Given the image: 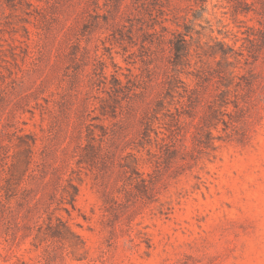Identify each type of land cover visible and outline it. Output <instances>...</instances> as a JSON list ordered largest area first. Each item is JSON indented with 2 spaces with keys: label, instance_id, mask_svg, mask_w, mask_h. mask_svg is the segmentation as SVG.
<instances>
[{
  "label": "rangeland",
  "instance_id": "obj_1",
  "mask_svg": "<svg viewBox=\"0 0 264 264\" xmlns=\"http://www.w3.org/2000/svg\"><path fill=\"white\" fill-rule=\"evenodd\" d=\"M104 3L0 0V264H264V18L209 0L210 23L196 26L202 44L218 39L236 53L229 65L206 53L175 68L169 51L148 56L137 41L116 40L112 34L130 25L129 10L96 19L108 14ZM187 6L172 0L170 7ZM95 65L106 66L107 86ZM218 69L251 84L238 79L241 109H228L238 110L237 122L211 128L213 147L200 151L206 100L225 89ZM137 75L147 82L144 95L123 98L110 89ZM175 76L182 86H203L196 119H187L170 155L156 140L171 134V116L161 112L150 134L143 122ZM25 141L36 145L24 177ZM8 189L17 194L10 200ZM55 217L78 236L68 234L78 248L46 240ZM48 245L53 251L43 259Z\"/></svg>",
  "mask_w": 264,
  "mask_h": 264
},
{
  "label": "trees",
  "instance_id": "obj_2",
  "mask_svg": "<svg viewBox=\"0 0 264 264\" xmlns=\"http://www.w3.org/2000/svg\"><path fill=\"white\" fill-rule=\"evenodd\" d=\"M90 1H93L98 8L100 7L99 0ZM171 1L172 0H129V3H126L125 0H105L104 7L107 8L108 14L100 15L97 13L96 15H93V17L96 19L103 18L106 22H109L110 17L115 19L117 16L123 15L124 7H126V9L129 10L127 20L130 22V25H123L117 33H113L112 35L114 38L116 40L128 39L132 43L137 41L141 44L143 50L147 51V53H151L148 56L155 53H165L166 51H169V53H172L173 65L175 68L186 65L191 67L194 57L201 58L202 61L203 56H206V53H212L211 56L221 55L222 60L229 65V58L232 56V53H236L235 49L226 42L218 39H215L214 45L209 43L202 44L200 39L201 33L196 29V26L203 27V22H206L207 24L210 23V20L205 16L208 13L209 0H179L189 3V6L178 12L171 9ZM227 4L228 7L233 8L235 15L254 12L264 18V0H253L251 3L248 0H227ZM168 22H172L175 27L172 28L167 26L166 23ZM248 29L252 30L253 28L249 27ZM196 35H198L199 39H196ZM138 43H136V45ZM241 54H243V52ZM96 61L99 64H104L99 57ZM105 67L106 66L104 65L99 71L97 65H95L93 73L98 77V81L101 84L107 86L108 76L105 72ZM216 73L222 80H225L223 83L225 89L221 90L219 88L217 93L206 100L204 113L197 123V130L202 128L204 131V139L197 141L200 151L213 147V140L215 138L213 137L211 128H217L220 123L225 124L229 128L237 122L239 112L238 110L234 111L237 116H233V114L229 113L228 109L230 108V105L234 104L236 109H241L238 94H236V92L237 87L238 89L241 87L245 89V86L238 81V79H245V77L237 74L235 71L230 72L222 69L216 70ZM171 78L172 79H168V81L163 83L162 91L158 94L153 105L149 108L148 114H151L152 116H146L143 122L145 126V134H150L149 131L153 128L154 120L158 118V115L161 112L167 116H171L172 127L170 126L168 129L171 134L168 135L162 131V137L159 136L160 133H157L156 140L158 144L161 143L162 148H165L170 155L176 151V149H171L175 148L176 143L180 140V136H183V131L188 125L187 119H196L194 112L198 104H201L199 87L203 86V83L199 82L195 88H188L181 85L183 82L179 77L175 76L174 78ZM201 80H203V78H201ZM245 80V85L249 86L251 80ZM181 88L184 89L185 94L180 92ZM110 89L118 97L131 98L132 95H144L147 90V82L142 76L137 75L134 76L132 80H129L127 84L116 79V83L110 87ZM176 94L177 96H180L177 102L174 103V105L173 103H168V98H172V102L175 101L177 98ZM243 99L245 98L243 97ZM172 105L175 108V112L171 109ZM229 114L231 115V119L230 121H227L225 116H228ZM108 130L109 128L104 129V135L109 134ZM34 145H36V141H33V143L25 141L23 145H21L25 147V160L23 163L25 166L22 167L24 177L30 172ZM135 160V164H137V159L135 158ZM121 167L124 166L121 165ZM132 167H134V165H132ZM133 170L137 171L136 168ZM138 174H140L139 185H141L142 188L147 189L148 180L143 174ZM72 188L74 189V193L70 195V202L74 206L78 194V188L75 185H72ZM6 191L9 200L17 195H10L8 193V191H10L9 189ZM30 191L32 192V190H29L26 187L24 188L23 193L30 194ZM26 198L27 197L23 196L24 201H28ZM32 202L36 203L39 202V200H32ZM47 230V241H58L63 244L70 243L74 248L79 247L78 243H74L69 239L68 234L75 237L78 236H76L72 229L61 218L55 217V221L51 219ZM50 249L53 248L48 245L45 249L46 253L42 256L43 259H46V256L50 255L51 251H53Z\"/></svg>",
  "mask_w": 264,
  "mask_h": 264
}]
</instances>
